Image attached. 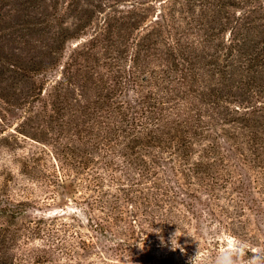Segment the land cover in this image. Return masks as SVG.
Here are the masks:
<instances>
[{"label": "rangeland", "instance_id": "obj_1", "mask_svg": "<svg viewBox=\"0 0 264 264\" xmlns=\"http://www.w3.org/2000/svg\"><path fill=\"white\" fill-rule=\"evenodd\" d=\"M239 242L264 260V0H0V264Z\"/></svg>", "mask_w": 264, "mask_h": 264}, {"label": "clouds", "instance_id": "obj_2", "mask_svg": "<svg viewBox=\"0 0 264 264\" xmlns=\"http://www.w3.org/2000/svg\"><path fill=\"white\" fill-rule=\"evenodd\" d=\"M177 231L174 233L173 238L176 236ZM177 248L183 251V248H181L180 245ZM246 250V243L239 242L232 251L222 253L221 256L218 257L217 264H240L241 258L245 255ZM198 256L199 252L197 251L195 257L190 260V264H194ZM245 264H264V260H262L258 255H253L249 257L247 261H245Z\"/></svg>", "mask_w": 264, "mask_h": 264}, {"label": "trees", "instance_id": "obj_3", "mask_svg": "<svg viewBox=\"0 0 264 264\" xmlns=\"http://www.w3.org/2000/svg\"><path fill=\"white\" fill-rule=\"evenodd\" d=\"M4 211H9L13 217L21 216L23 211L19 207L13 209H5Z\"/></svg>", "mask_w": 264, "mask_h": 264}]
</instances>
